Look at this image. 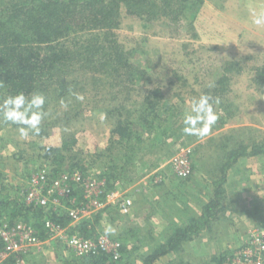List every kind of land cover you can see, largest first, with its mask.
Here are the masks:
<instances>
[{
    "label": "rangeland",
    "instance_id": "obj_1",
    "mask_svg": "<svg viewBox=\"0 0 264 264\" xmlns=\"http://www.w3.org/2000/svg\"><path fill=\"white\" fill-rule=\"evenodd\" d=\"M4 2L0 0V8ZM202 2L191 1L186 21H175L169 13L170 17H163L166 11L159 15L160 21L154 22L124 15L117 40L125 50L132 52L133 63L144 71L135 81L136 85L126 81L121 85L125 88L113 90L111 108L108 105L95 108L93 104L87 107L86 104L83 121L79 118L71 123L68 118H76V111L67 107L69 99H60L46 108L48 115L41 125L51 122L48 126L51 136L42 140H37L30 132L27 138H22L18 128L0 123V189L7 190L3 194L11 196L13 201L24 202L23 197L40 172L46 171L50 178L52 167L38 156L39 146L60 147L63 135L76 131L78 148L86 152L80 155L83 163L77 168H85L87 172L83 174L77 169L71 176L83 175L87 188L81 183L83 179L69 182L72 197L60 196L58 206H53L49 199L47 206L65 212L87 205L86 190L95 184L89 194L102 206L89 209L81 220L100 215L91 240L103 236L120 242L121 248H127L124 257L121 256L122 264H141L174 230L184 228L191 218L199 217L215 191L212 183L219 176L216 172L222 158L226 159L228 153L240 145L264 142V87L260 85L264 82V26L252 23L253 12H264V0ZM173 6L174 12L180 8L177 4ZM74 78L89 79L77 67ZM222 84L227 89L218 97L219 118L209 134L204 137L184 134L183 117L191 101ZM109 85L107 82L95 92L94 86L90 87L92 91L85 95V102L94 103L104 97ZM157 90L165 95L162 107L169 111L158 123L162 127L155 128L159 132L149 134L148 126L140 119L143 116H139L147 109L143 103L145 94ZM97 92L101 93L98 97ZM4 96L5 89L0 85V101ZM212 97L217 98L215 94ZM176 103L180 105L174 106ZM117 107L125 116L135 118L134 128L146 131V138L135 148L127 143L125 156L116 161V154L110 158L111 153H107L110 159L96 158L97 154L114 150L112 130L117 124L116 118L122 117L114 110ZM59 117L63 120H57ZM175 126L180 134L172 129ZM160 130L173 133L171 137L163 136ZM64 158L61 168L70 170L72 158L67 154ZM111 160L121 165L130 161L131 180L126 184L119 181L116 189L109 191L105 184L106 193L121 196L109 199L105 193L96 192L97 187L105 183L101 174L113 165ZM57 161L49 162L58 167ZM185 171L188 174H184ZM44 187L39 188L41 196L47 195ZM224 188L226 200L217 219L203 228L200 236L184 243L176 254L163 258L158 264H212L213 257L222 254L236 264H253L245 258L247 253L253 257L258 255L252 239L264 234V157L239 159L229 169ZM126 199L132 201V206L128 213H123L122 202ZM24 203H29L27 198ZM14 213L12 208L0 213V226H10L17 220L20 221L16 224L25 225L22 215L14 216ZM41 242L20 254L26 264H84L65 243L51 236ZM7 259H2L0 264H8L10 259L14 262L9 264H16L14 257Z\"/></svg>",
    "mask_w": 264,
    "mask_h": 264
},
{
    "label": "trees",
    "instance_id": "obj_2",
    "mask_svg": "<svg viewBox=\"0 0 264 264\" xmlns=\"http://www.w3.org/2000/svg\"><path fill=\"white\" fill-rule=\"evenodd\" d=\"M5 1L0 8V85L5 89V96L0 104L8 96H15L21 92L29 98L32 94H43L46 98L45 111L47 107L57 103L58 100L67 101L69 99L66 103L67 107L75 110L77 114L76 118L73 116L68 118V121L72 123L79 118L83 121L82 114L86 104L87 107L93 104L95 108L99 105H108L111 108L113 106L111 105L113 90L119 87L125 88L123 86L126 81L136 85L135 81H138V78L143 75L144 70L139 69L137 64L132 61V52L125 50V47L120 45L117 40V31L123 22L124 15L154 22L160 21L159 15L166 11L163 17L173 16L175 21L180 22L183 19L186 21V10L191 1L195 2L196 0ZM199 1L203 3V0ZM174 4L180 7L176 12H174L175 8L173 9ZM76 67L77 70L84 72V75L89 79L74 78ZM107 82L110 83L109 90H106L104 97L96 99L94 103L85 102L84 99V102L78 103L75 96L70 93L71 90V92L79 93L85 97L92 91L90 87L94 86L93 92H95L100 87L104 88ZM222 85V87L211 88L207 94L211 96L215 94L216 97H219L222 90L225 93L227 89L224 84ZM260 85L264 87V82ZM162 93L161 90H157L145 94L143 103L147 109L139 117L143 116L140 119L143 121V125L148 126L149 134L151 131L159 132L155 128L163 115L168 114L169 111L162 107L165 97ZM100 94L98 95L97 92V97ZM179 105L174 104V106ZM120 106L122 107V105ZM114 110L119 111L122 116L116 118L117 124L112 130V148L114 147V150L97 154L95 156L99 157L96 158H109V156L111 158L116 154V161L120 156H125L124 153L129 148L126 146L127 143L135 148L139 142L142 143L146 138V131L140 132L134 128L135 118H130V115L125 116L119 107ZM98 111L101 114L104 113L101 110ZM57 120L63 119L59 117ZM0 123L11 124L3 121L2 118H0ZM50 124L51 122L48 125H40L39 134L32 131L30 134L37 140L49 138L51 136L48 127ZM11 125L16 128L20 127L15 124ZM160 127L162 125L159 124L158 129ZM172 129L179 133L177 126ZM162 132L163 136L169 135V137L173 133H168L166 130ZM78 144L77 132L70 131L63 135L60 147L39 146L38 156L41 157L44 164L48 163L52 167L49 172L50 178H57L63 174H70L69 176L72 177L71 175L77 171V167L82 165L83 160L80 155L86 152L80 150ZM107 153H111V155L108 156ZM65 154L72 158L73 169L61 168L65 162ZM259 156L264 157V142L248 146L240 145L236 150L229 152L226 159L222 158L218 165L219 171L216 172V168L211 171L212 175L216 172L219 176L212 183L215 191L209 202L205 204L202 214L199 217L191 218L184 228L179 227L174 230L164 243L158 244L142 259L141 264H158L163 258L176 254L182 249L184 243L193 241L195 237L200 236L202 229L209 226L223 211L222 206L226 200L224 184L227 182L229 169L239 162V159ZM56 160H59L57 163H60L58 167L54 166L57 165L56 163L49 162ZM111 162L113 165L104 169L101 174V178L105 180L106 191L115 190L116 183L119 181L126 184L131 180L130 161L127 165H121L119 161L116 164L113 160ZM78 170L83 174L87 172L85 168ZM80 177L84 178L83 175ZM6 191L4 188L0 189V213L12 208L15 210L14 216L22 215L25 225L32 228L41 239L46 240L50 237V231L47 228L48 221L68 228L70 232L77 233L86 239H94L93 231L100 220V215L95 218H84L73 224L69 210L61 212L50 205L46 210L35 203H24L26 197H23L24 202H19V199L13 201L11 196L3 194ZM80 206L82 207L78 208L82 209L83 205ZM19 221L11 223L10 226H14ZM126 249V247L120 249L121 256L124 257ZM3 250L4 243L0 239V253ZM82 259L84 264H122V257L115 260L104 252ZM12 261L13 259H10L7 262L9 264ZM212 262V264H235L233 259L228 260V256L223 254L213 257Z\"/></svg>",
    "mask_w": 264,
    "mask_h": 264
},
{
    "label": "built area",
    "instance_id": "obj_3",
    "mask_svg": "<svg viewBox=\"0 0 264 264\" xmlns=\"http://www.w3.org/2000/svg\"><path fill=\"white\" fill-rule=\"evenodd\" d=\"M184 174H188V171H185ZM78 182L82 181V178L80 176H72L69 177L68 174H63V176H60L59 178H55L53 180H50L48 174L46 171L40 172L35 180L32 181L31 188L27 191L26 198L29 203H35L36 205H40L43 207H47L49 203V199L52 201L53 206L59 205V197H70L72 194L71 187L69 185V182ZM82 185H85V181L83 180ZM45 186V187H44ZM95 186V184H92L88 187L89 190H91ZM105 183L102 185L100 184L97 188L98 193H102L106 195V198H112L113 196H119L118 194L112 193H106L104 191ZM41 187H44L46 189L47 195L41 196L40 189ZM85 189L87 186H83ZM49 190V192H48ZM88 192V203L87 205H84L82 209H79L78 207H74L70 209L69 215L72 218L73 224L80 221L83 214L88 211L91 208L99 209L102 204L99 203L97 200L91 198V195ZM43 193V191H42ZM87 198V199H88ZM132 206V201L130 199H126L122 202V212L128 213L130 210V207ZM84 218V217H83ZM47 228L50 231V236L53 237L54 240L61 241L67 245V247L75 253L77 257L80 258H86L90 257L92 255H96L98 253L104 252L111 256V258L118 260L121 257L120 254V248L121 243L120 242H112L106 237H99L96 240L86 239L82 236H80L77 233H72L69 231L68 228H63L61 226L55 225L51 222H47ZM0 239L4 243V250L0 253V263L2 259H9L11 257H14L16 260V264H26L24 260H22L20 257L23 256L20 254L24 253L28 247L34 246V245H40L41 239L38 238L35 231L32 228L27 227L26 225L22 224H15L14 226H0ZM253 244L255 245L256 251L258 253L257 256L253 257L252 254L246 255V261L247 258L250 262L253 264H264V234L258 235L256 238L252 239ZM26 249V250H25ZM26 253V252H25ZM24 253V254H25ZM259 255L263 257H259ZM7 259V260H8ZM6 260V261H7ZM236 264V263H235Z\"/></svg>",
    "mask_w": 264,
    "mask_h": 264
},
{
    "label": "clouds",
    "instance_id": "obj_4",
    "mask_svg": "<svg viewBox=\"0 0 264 264\" xmlns=\"http://www.w3.org/2000/svg\"><path fill=\"white\" fill-rule=\"evenodd\" d=\"M252 23L256 26H264V12H253ZM79 101H83V95L71 92ZM46 98L43 94H32L29 98L23 92L15 96H8L0 104V118L20 126L18 131L22 138H27L29 132L39 134L40 125L48 113L44 110ZM63 103V101H62ZM220 99L213 98L209 94L201 95L191 101L190 107L183 117V133L189 136L204 137L209 134L211 128L218 120L217 106ZM66 107V105H65ZM106 231H112L107 229Z\"/></svg>",
    "mask_w": 264,
    "mask_h": 264
}]
</instances>
